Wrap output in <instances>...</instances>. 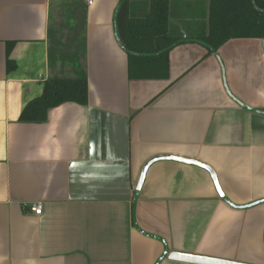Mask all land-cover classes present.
<instances>
[{"label": "crops", "instance_id": "1", "mask_svg": "<svg viewBox=\"0 0 264 264\" xmlns=\"http://www.w3.org/2000/svg\"><path fill=\"white\" fill-rule=\"evenodd\" d=\"M119 4L0 0V264H193L173 250L264 264V38L183 43L167 77L133 79ZM207 23V0L172 3L173 32ZM80 69L87 104L19 121Z\"/></svg>", "mask_w": 264, "mask_h": 264}, {"label": "trees", "instance_id": "2", "mask_svg": "<svg viewBox=\"0 0 264 264\" xmlns=\"http://www.w3.org/2000/svg\"><path fill=\"white\" fill-rule=\"evenodd\" d=\"M174 1L178 0H120L115 26L129 55L131 78L167 77L169 52L183 43L197 42L213 53L231 39L264 38V0H207V28L197 36L172 31ZM134 4L140 5L139 14H135ZM10 50L11 45L9 71L16 67L9 58ZM88 95V79L81 69L76 78L50 77L44 83L43 94L27 103L19 121L45 122L52 108L66 102L87 104Z\"/></svg>", "mask_w": 264, "mask_h": 264}, {"label": "water", "instance_id": "3", "mask_svg": "<svg viewBox=\"0 0 264 264\" xmlns=\"http://www.w3.org/2000/svg\"><path fill=\"white\" fill-rule=\"evenodd\" d=\"M177 159H182L183 161L193 162V163H197V164L207 167L210 170L212 176L214 177L215 182H217L216 175L213 169H211L206 164L200 161L194 160V159H185V158H177ZM218 189H219V186H218ZM169 258L174 259V260L188 262V263H193V264H249V263H244V262L231 260V259L212 257V256H207V255H202V254H197V253L181 252V251H176V250H173L169 253Z\"/></svg>", "mask_w": 264, "mask_h": 264}, {"label": "built area", "instance_id": "4", "mask_svg": "<svg viewBox=\"0 0 264 264\" xmlns=\"http://www.w3.org/2000/svg\"><path fill=\"white\" fill-rule=\"evenodd\" d=\"M29 207H30L32 212H34L35 214H38V215L42 214L43 209H44L43 204L37 203V202L31 203L29 205Z\"/></svg>", "mask_w": 264, "mask_h": 264}, {"label": "rangeland", "instance_id": "5", "mask_svg": "<svg viewBox=\"0 0 264 264\" xmlns=\"http://www.w3.org/2000/svg\"><path fill=\"white\" fill-rule=\"evenodd\" d=\"M173 23H175V22H173Z\"/></svg>", "mask_w": 264, "mask_h": 264}]
</instances>
